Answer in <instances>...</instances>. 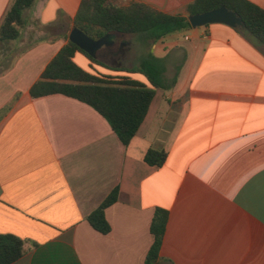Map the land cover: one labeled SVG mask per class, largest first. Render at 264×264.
I'll return each instance as SVG.
<instances>
[{"label": "crops", "instance_id": "1", "mask_svg": "<svg viewBox=\"0 0 264 264\" xmlns=\"http://www.w3.org/2000/svg\"><path fill=\"white\" fill-rule=\"evenodd\" d=\"M12 1L0 0V24ZM194 1L110 0L183 16ZM80 2L36 0L20 37L0 43V235L25 250L13 264H145L157 209L168 212L161 264H264V45L224 25L147 50L138 36L108 34L114 60L99 58L110 67L150 54L164 68L165 87L124 146L89 106L29 93L66 45ZM83 57L90 72L129 76ZM149 150L166 155L161 167L146 164ZM114 190L102 235L87 218Z\"/></svg>", "mask_w": 264, "mask_h": 264}, {"label": "trees", "instance_id": "2", "mask_svg": "<svg viewBox=\"0 0 264 264\" xmlns=\"http://www.w3.org/2000/svg\"><path fill=\"white\" fill-rule=\"evenodd\" d=\"M35 1H12L0 24V43L12 42L20 37L27 24L23 13ZM220 7L236 13L246 29L264 45V9L248 0H195L186 7V16L164 14L140 2L118 7L110 0H81L72 29L81 30L93 40L102 39L110 33L138 36L140 45L147 50L150 43L191 29L189 16ZM76 53L82 54L97 67L129 76L87 72L73 61ZM163 73L161 61L150 54H146L132 69H119L110 67L99 57L92 59L67 41L43 70L40 79L32 85L29 93L32 98L63 95L89 106L107 121L121 143L127 146L146 117L155 90L166 85ZM135 74L140 75L143 81L130 77ZM144 160L149 166L161 167L166 161V155L149 150ZM116 199L117 191L114 190L87 218L89 225L102 235L110 232L105 210ZM167 219L166 210L155 211L150 225L153 242L146 255L145 264H161L160 251ZM24 253V241L13 235H0V264H13Z\"/></svg>", "mask_w": 264, "mask_h": 264}, {"label": "water", "instance_id": "3", "mask_svg": "<svg viewBox=\"0 0 264 264\" xmlns=\"http://www.w3.org/2000/svg\"><path fill=\"white\" fill-rule=\"evenodd\" d=\"M188 20L192 29L209 25H224L232 29H240L245 39L253 46L259 47L262 45L259 40L246 29L242 19L236 13L225 7L189 16ZM108 36L109 35H106L99 40H93L81 30L73 28L69 33L68 41L88 54L92 59H98V51L103 47L113 44L112 41L108 40Z\"/></svg>", "mask_w": 264, "mask_h": 264}, {"label": "rangeland", "instance_id": "4", "mask_svg": "<svg viewBox=\"0 0 264 264\" xmlns=\"http://www.w3.org/2000/svg\"><path fill=\"white\" fill-rule=\"evenodd\" d=\"M129 37V45L133 46V39L132 36H128ZM142 48V47H141ZM145 50V49H144ZM130 54L128 55V59H127V65L128 66H132L133 63H135V54L133 49L129 50ZM12 60V59H11ZM15 59H13L14 61ZM75 63L81 67L83 70L90 72V68H89V63L88 61L81 55H76L75 59H74ZM12 63V62H11ZM10 65V64H9Z\"/></svg>", "mask_w": 264, "mask_h": 264}, {"label": "flooded vegetation", "instance_id": "5", "mask_svg": "<svg viewBox=\"0 0 264 264\" xmlns=\"http://www.w3.org/2000/svg\"><path fill=\"white\" fill-rule=\"evenodd\" d=\"M110 50H112V49H110V48H102L101 50L98 51L97 55L100 58H104V59H108V60H112L113 61L114 57H113V54H112V52ZM120 50H121V48H120Z\"/></svg>", "mask_w": 264, "mask_h": 264}]
</instances>
